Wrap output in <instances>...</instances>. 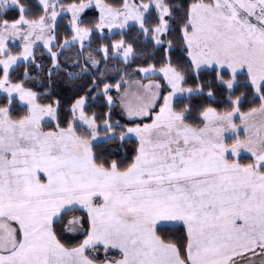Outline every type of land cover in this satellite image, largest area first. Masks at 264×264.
Returning a JSON list of instances; mask_svg holds the SVG:
<instances>
[{
	"label": "snow or ice",
	"instance_id": "6c2138e0",
	"mask_svg": "<svg viewBox=\"0 0 264 264\" xmlns=\"http://www.w3.org/2000/svg\"><path fill=\"white\" fill-rule=\"evenodd\" d=\"M0 264H264V0H0Z\"/></svg>",
	"mask_w": 264,
	"mask_h": 264
},
{
	"label": "trees",
	"instance_id": "16d2710c",
	"mask_svg": "<svg viewBox=\"0 0 264 264\" xmlns=\"http://www.w3.org/2000/svg\"><path fill=\"white\" fill-rule=\"evenodd\" d=\"M30 3H32L33 5H35L36 3V0H29ZM33 11H38L37 8H33ZM15 12L14 11H11L9 13L10 16H15ZM89 19H94V17H89ZM66 23V21H62L61 22V27H63V24ZM174 37L178 36V33H174L173 34ZM114 38H118V37H114ZM70 53H65V55H69ZM181 58H182V53L179 49V47H177V50L173 53V59L174 61H181ZM37 59H43L45 61V64L47 65V57H40L38 55ZM111 63L115 64L116 62L115 61H112ZM22 71V70H21ZM33 75H37L36 73H33ZM112 77H113V82L115 79H118V76L116 75L115 72L111 73L110 74ZM30 86H35V90L37 91H41L42 90V85L37 83L36 81H31L29 82ZM57 91L59 92V95H60V99L62 101V104L66 107L70 102L71 100L73 99V92L68 90V89H57ZM195 99H199V98H195ZM195 99H194V102H195ZM22 109L17 106L16 109H15V112L17 114L21 113ZM89 111H96L97 113H102L104 111H106V108H105V104H104V101H103V98H98V100L96 102H94L92 104V107L89 109ZM118 111V110H117ZM115 115V113H114ZM122 122H124L122 120ZM108 147H113L115 148L116 145L113 144V145H109ZM128 150L129 152L132 151L133 149V145L132 144H129L128 146ZM171 235L177 239H179L180 237V233L177 229H173L172 232H171ZM80 239H82V237H79ZM72 243H76L78 242L77 240H71Z\"/></svg>",
	"mask_w": 264,
	"mask_h": 264
}]
</instances>
